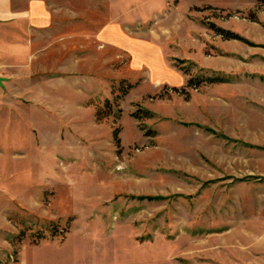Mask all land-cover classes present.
Segmentation results:
<instances>
[{"label": "rangeland", "instance_id": "374dc122", "mask_svg": "<svg viewBox=\"0 0 264 264\" xmlns=\"http://www.w3.org/2000/svg\"><path fill=\"white\" fill-rule=\"evenodd\" d=\"M35 2L0 39V264H264V0Z\"/></svg>", "mask_w": 264, "mask_h": 264}, {"label": "crops", "instance_id": "0c3cea01", "mask_svg": "<svg viewBox=\"0 0 264 264\" xmlns=\"http://www.w3.org/2000/svg\"><path fill=\"white\" fill-rule=\"evenodd\" d=\"M36 4V2L33 3L31 9H25L21 5V0H0V39L2 41L5 39L6 42L11 43V39H20L18 44H21V24L26 23L25 21H28V26L37 28L47 27L51 23L47 17L48 6L41 2Z\"/></svg>", "mask_w": 264, "mask_h": 264}]
</instances>
